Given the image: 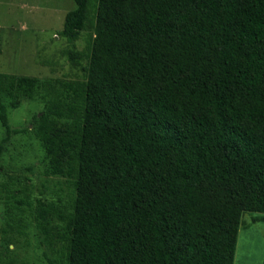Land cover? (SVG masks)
I'll use <instances>...</instances> for the list:
<instances>
[{"label":"trees","instance_id":"trees-1","mask_svg":"<svg viewBox=\"0 0 264 264\" xmlns=\"http://www.w3.org/2000/svg\"><path fill=\"white\" fill-rule=\"evenodd\" d=\"M73 1L58 35L92 7L84 79L0 72V153L24 130L4 99L38 94L47 172L73 185L36 227L61 264H233L242 212L264 213V0Z\"/></svg>","mask_w":264,"mask_h":264},{"label":"rangeland","instance_id":"rangeland-1","mask_svg":"<svg viewBox=\"0 0 264 264\" xmlns=\"http://www.w3.org/2000/svg\"><path fill=\"white\" fill-rule=\"evenodd\" d=\"M73 0H0V72L36 77L82 80L86 77L87 46L92 36L93 10L77 39L58 35ZM81 53L75 57L70 54ZM5 98L13 133L0 153V261L48 264L44 255L61 264L57 245H50L36 227V200L69 204L71 181L47 172L48 160L32 128L43 110L40 96ZM4 129L0 124V138ZM258 218L257 220H254ZM235 264H263L264 213L244 211L235 249Z\"/></svg>","mask_w":264,"mask_h":264},{"label":"crops","instance_id":"crops-1","mask_svg":"<svg viewBox=\"0 0 264 264\" xmlns=\"http://www.w3.org/2000/svg\"><path fill=\"white\" fill-rule=\"evenodd\" d=\"M235 261H236V258L234 257V261H233V264H235ZM263 264H264V260H263Z\"/></svg>","mask_w":264,"mask_h":264}]
</instances>
